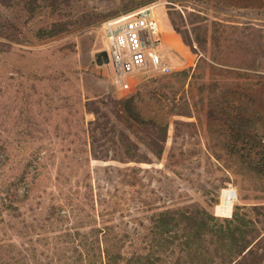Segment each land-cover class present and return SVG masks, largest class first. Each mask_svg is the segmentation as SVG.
I'll use <instances>...</instances> for the list:
<instances>
[{
    "label": "rangeland",
    "instance_id": "obj_1",
    "mask_svg": "<svg viewBox=\"0 0 264 264\" xmlns=\"http://www.w3.org/2000/svg\"><path fill=\"white\" fill-rule=\"evenodd\" d=\"M124 3H130V0H60L57 8L43 5L28 18L27 0L0 1V140L7 137L6 134L12 135L8 139L15 146L14 155L0 153V176L11 161L28 160L29 176L35 182L21 211L33 221L41 222L51 205L63 204L62 198L66 194L84 191L82 178L86 171L80 169L77 172L73 166L79 157L85 168L92 172L94 185L99 187L96 191L103 201L102 212L114 210L116 220L127 221L137 213L143 196L152 206L173 200H195L217 216L230 217L232 212L226 216L215 210L222 189L235 190L233 211L234 203L240 197L237 181H244L249 199L255 197L254 186L222 166L227 163L228 155L217 144L216 135L207 131L205 108L200 99L202 95L206 99L209 92H223L231 97L230 109H240L243 113L241 117H234V121L242 128L254 131L264 141V81L256 74L245 79L208 69L203 74L200 69L196 70L197 76L184 87L194 116L170 117L160 162L154 158L151 163L91 159L88 165L86 152H80L82 140L76 130L82 123L86 127L91 120L103 121V116L97 117L94 111L106 113L111 121L124 128L116 119L111 100L134 93L144 79L150 80L184 67L194 70L197 55L182 42L171 25L168 6H174L184 18L185 11H194L200 15L236 19L241 25L250 22L264 31V0L260 7L252 4L239 8L220 7L214 0H152L145 6H152L158 19L161 39L158 51L170 71L162 72L152 65L136 69L126 76L129 88H121L114 82V71L106 61L108 55L102 30L105 20L121 15ZM53 21L67 24L69 29L51 37L36 36L40 27ZM141 107L162 114L168 110V103L164 98H154L143 102ZM141 150L146 152L143 147ZM211 151L221 155L222 165ZM171 153L175 157L169 159ZM173 160L176 162L169 166ZM117 167H136L138 181L146 184V195L140 197L139 187H128L120 181ZM259 195L264 197V193ZM102 207L97 206L98 211L93 212L100 213ZM80 208L72 213L67 206L59 208L58 215L69 217L64 221L66 224L50 225L48 222L46 229L30 228L29 234L21 223L24 215L11 218L3 210L0 243L29 247V239H32L39 252H45L44 247L62 233L65 225L76 227L81 220L87 223L89 209L86 205ZM2 223L7 229H1ZM41 256L45 258L44 254Z\"/></svg>",
    "mask_w": 264,
    "mask_h": 264
},
{
    "label": "trees",
    "instance_id": "obj_2",
    "mask_svg": "<svg viewBox=\"0 0 264 264\" xmlns=\"http://www.w3.org/2000/svg\"><path fill=\"white\" fill-rule=\"evenodd\" d=\"M151 1L130 0L122 5L119 14L129 13ZM214 1L224 8L261 6V0ZM58 3L60 0H27L28 18H32L43 5L57 8ZM185 12L186 18L174 6H168L167 15L182 42L197 55L194 70L184 67L150 80L144 79L134 93L111 100L116 119L124 128L117 126L106 113L94 111L97 117L103 116V121L91 120L86 127L82 123L76 130L82 140L80 152H86V164L89 165L91 159L151 163L154 158L160 162L168 138L170 117L194 116L193 105L184 87L197 76L198 69L202 74L208 69L245 79L256 74L264 81L262 28L250 22L241 25L236 19L217 15ZM68 29L67 24L53 21L40 27L36 36L51 37ZM154 98H164L168 110L158 114L154 109H142L143 102ZM231 99L223 92H209L206 99L203 95L200 99L205 108L207 131L215 134L217 144L226 150L227 163L222 162V165L220 154L214 151L211 154L231 173L254 186L255 197L249 199L246 184L237 181L240 197L234 203L230 217L217 216L195 200H173L152 206L143 196L142 205L139 203L136 208H140L137 213L127 221L116 220L114 210L102 212L103 201L96 191L99 187L94 185L92 172L85 168L79 157L73 166L77 172L80 169L86 171L82 178L84 191L66 194L62 198L63 204L51 205L41 222L29 220L21 207L29 200L35 179L29 176L28 160L19 159L11 161L8 171H3L0 176V215L3 210L11 218L24 215L21 223L29 234L30 228L46 229L48 222L50 225L66 224L64 221L69 217L57 213L64 206L71 208V213L81 209V205H86L90 211L87 219L84 217L86 224L81 220L76 227L65 225L51 245L48 243L44 247L45 252H39L32 239H29V247L0 243V264H264V197L259 195L264 193V141L254 131L242 128L234 121V117H241L243 113L240 109H230ZM5 136L0 140V153L14 155L15 146L8 139L12 135ZM172 157L175 154L169 155V159ZM175 162H169V166ZM116 169L120 181L128 187H139L140 197L146 195V184L138 181L136 167ZM97 206L102 207L100 213L93 212L98 211ZM83 226L85 229H81ZM1 229H7L5 223L1 224Z\"/></svg>",
    "mask_w": 264,
    "mask_h": 264
},
{
    "label": "built area",
    "instance_id": "obj_3",
    "mask_svg": "<svg viewBox=\"0 0 264 264\" xmlns=\"http://www.w3.org/2000/svg\"><path fill=\"white\" fill-rule=\"evenodd\" d=\"M108 64L114 71V82L129 88L126 76L136 69L152 65L169 72L158 51L160 27L152 6H143L129 13L105 20L102 24ZM233 194L236 192L232 189Z\"/></svg>",
    "mask_w": 264,
    "mask_h": 264
},
{
    "label": "bare ground",
    "instance_id": "obj_4",
    "mask_svg": "<svg viewBox=\"0 0 264 264\" xmlns=\"http://www.w3.org/2000/svg\"><path fill=\"white\" fill-rule=\"evenodd\" d=\"M235 195L232 192V188H224L221 192L219 203L215 206L216 213L219 215L229 216L232 212L233 201Z\"/></svg>",
    "mask_w": 264,
    "mask_h": 264
},
{
    "label": "flooded vegetation",
    "instance_id": "obj_5",
    "mask_svg": "<svg viewBox=\"0 0 264 264\" xmlns=\"http://www.w3.org/2000/svg\"><path fill=\"white\" fill-rule=\"evenodd\" d=\"M107 59H108V61H109V58L108 57H106Z\"/></svg>",
    "mask_w": 264,
    "mask_h": 264
},
{
    "label": "water",
    "instance_id": "obj_6",
    "mask_svg": "<svg viewBox=\"0 0 264 264\" xmlns=\"http://www.w3.org/2000/svg\"><path fill=\"white\" fill-rule=\"evenodd\" d=\"M106 61H108V59L106 58Z\"/></svg>",
    "mask_w": 264,
    "mask_h": 264
}]
</instances>
